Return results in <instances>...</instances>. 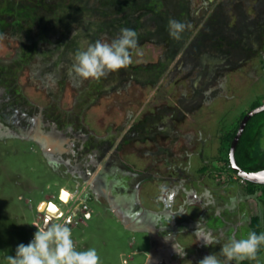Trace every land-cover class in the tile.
Listing matches in <instances>:
<instances>
[{
    "label": "rangeland",
    "instance_id": "374dc122",
    "mask_svg": "<svg viewBox=\"0 0 264 264\" xmlns=\"http://www.w3.org/2000/svg\"><path fill=\"white\" fill-rule=\"evenodd\" d=\"M1 4L18 16L0 25V91L13 96L8 112H41L43 123L27 138L26 132L4 134L0 129V264H8L6 258L15 255L17 245L29 243L43 227L42 202H54L65 212L56 223L79 210L68 224L74 247L95 248L100 264H165L157 253L170 264H198L202 252L220 251L219 245L206 248L192 236L201 218L205 226L210 217H219L209 230L221 243L233 234L240 238L253 231L251 219L264 218V203L248 197L245 183L231 177L226 163L218 159L241 117L264 104V0ZM173 18L186 25L179 40L169 35L168 21ZM125 27L134 29L139 40L129 66L100 80H84L74 73L78 50L97 40L111 41ZM6 105L0 103V124L5 125ZM254 122L258 134L264 113ZM69 125L73 131L81 129L88 142L96 138L111 143L115 166L110 174L116 177L112 181L102 176L104 163L92 175L101 178L95 190L102 198L82 196L89 192V183L65 166L68 155L60 150L70 149L63 142L71 137L66 134ZM12 126L9 121L7 127L16 128ZM52 128L64 137L49 135ZM254 153L264 159V128ZM203 167H208L204 173ZM223 168L224 174L215 172ZM116 180L118 185L112 183ZM110 186L119 195L128 193L146 218L153 213L161 220L181 207L189 214L173 218L176 231L164 219L165 228L157 234L161 240L155 237L152 243L150 233L141 229L151 226L130 230L113 213L103 199ZM62 189L73 193L68 203L61 200ZM185 191L195 192L199 200H187ZM208 199L213 203L204 207ZM169 233L173 240L165 239ZM175 242L185 249V257L176 254ZM256 264H264V253Z\"/></svg>",
    "mask_w": 264,
    "mask_h": 264
},
{
    "label": "clouds",
    "instance_id": "9594fccd",
    "mask_svg": "<svg viewBox=\"0 0 264 264\" xmlns=\"http://www.w3.org/2000/svg\"><path fill=\"white\" fill-rule=\"evenodd\" d=\"M185 28L186 25L179 20L173 18L168 21L169 35L176 40L181 39ZM138 45V33L132 28H122L115 39L97 40L89 43L86 48L78 50L74 58L73 71L81 79L100 80L110 73L119 72L129 66L132 63V51L137 50ZM82 196L88 197V192ZM205 196L210 197V193L206 192ZM211 203L213 200L208 199L204 207ZM233 206H235V200H233ZM182 214L189 213L181 207L178 212H167L164 219L170 223L175 216ZM149 215L153 216L152 224L155 228L160 217L154 214ZM202 219L197 221L196 230L192 236L195 237L196 242H202L203 247L219 245L220 251L204 256L198 264H232L233 261L235 264H242L243 261L257 259L259 249L264 246V232L258 234L250 231L246 237L240 238L233 234L227 238V242L221 243L218 236L202 225ZM35 226L39 227V224ZM165 239L173 240L174 237L169 233ZM173 249L182 258L187 255L185 249L176 242L173 244ZM221 256L224 257L223 260L219 258ZM6 259L8 264H100L95 248L76 250L67 221L45 222L42 228H37L29 243L18 244L15 255H9Z\"/></svg>",
    "mask_w": 264,
    "mask_h": 264
},
{
    "label": "flooded vegetation",
    "instance_id": "af4514ba",
    "mask_svg": "<svg viewBox=\"0 0 264 264\" xmlns=\"http://www.w3.org/2000/svg\"><path fill=\"white\" fill-rule=\"evenodd\" d=\"M5 94H7V93H4V89H2L0 91V103L3 102V103L8 105V106L6 105L7 108L3 114L7 117V119H8L7 122L9 123V121H10L11 124L13 123L12 127L13 128L16 127V128L15 129H10V127L8 128L7 127L8 123L5 125V124H3L4 122L2 121L0 124V129H2L3 131L5 130L4 134H10V132H13V131L22 132V133L26 132L27 136H25L24 134L23 135H24V137L27 138V137H29V134L31 132H32V134L35 133V131H33V130L41 128L42 123H43V114L41 112L38 114V116H35V114H32V113L30 114L29 112L25 113L23 115L20 113L21 111L18 109V113L16 115H13L12 113L8 112L9 110L12 109L11 100H12L13 96L10 95V97H6ZM19 115H22V117L18 118L17 121L13 122L14 121L13 119ZM22 121H24L23 122V123H25L24 125H23ZM28 127H30L31 129H29ZM2 130H0V131H2ZM53 130H55V131H53ZM134 132H136V131H134ZM53 133L56 134V136L59 138L64 137V135H61L55 128H52L51 133L49 135L54 137ZM66 134L71 135V137H64L63 142L64 143L67 142L70 149H68V150H62L61 149L62 151L60 150V153L65 152V154L68 155L67 161H65L66 168L67 167L70 168L72 166L73 173L77 174V176L79 178H81L84 181V183H87V182H89L90 179H92V175L94 173H96V169L98 168L100 163L101 164L104 163V168L102 169V176L103 175L104 176L106 175V177L110 176V179L113 181V178L116 177V174H113L112 172L110 174V169L113 166H115L114 164L112 166L113 155L111 154V143L109 141H103V142L99 143V142H97L96 138H90V140L88 142L89 138L88 139L86 138L87 135H85L81 129L73 131V125H69L67 127ZM33 139H34V142H36L37 144L41 143L40 140H36L37 138H33ZM90 159H91V161H89ZM117 169L120 170L119 168H117ZM249 171H257L258 172V171H264V169L263 170H249ZM234 178L236 180H238V178H240V177L236 174V176H234ZM95 181L97 183H101V178L96 176ZM116 181H114L112 183L113 184L117 183V185H118V181L117 182ZM241 181H242V183H245V185H247V183L250 182L247 180H241ZM250 183H252V182H250ZM256 185H259V184H256ZM261 186H264V185H261ZM90 188L92 190V193L95 194V196L102 198V197H100L99 192H97L91 186H90ZM115 188L113 189V187L110 186L109 187L110 191H108V193H106V194H103V196H104L103 199L107 202L108 206L111 208L113 213L118 217V219H120L122 222L125 221L128 224H132L135 227L137 226L139 228L142 226H146V225L151 226L152 228H150L148 230L151 234V239L153 238L152 243H153L155 237L160 242L161 239H159V236H157V234H158L159 230L165 228L164 225L166 223L163 222L164 219L161 218L159 223L156 224L155 228H154V226L152 224V217L153 216L149 215V217H151V218H146V216L142 212L141 206L138 205L135 200L130 201V199L127 198V197H129V196H126V195H128V193L127 194L124 193L123 196L119 195L115 191L117 188L116 189ZM118 193H120V192H118ZM185 194L187 196V200H190L191 198L199 200V195H197L195 192L190 194L188 191H185ZM248 197L256 198V197H252V196H248ZM257 199L259 200V198H257ZM132 202H133V204H132ZM135 204H136V208H133V206H135ZM262 204H263V202H262ZM116 211H118V213H120L122 215V217H120ZM151 214H153V213H151ZM159 216H160V214H159ZM161 216L163 217V215H161ZM217 218H219V217H217L215 215V216H212L209 219H207L208 222L205 223V227L209 230V228H210L209 225H211L213 222L218 223ZM252 219H251V223H252ZM68 220H69V218H68ZM68 220H67V222H68ZM73 220H74V217H73ZM174 220H176V219L174 218ZM68 224H69V222H68ZM174 225L175 224H173V223H170V224L167 223L166 226L171 227L170 230L173 231V230H175V227H173ZM185 225H187V223ZM170 253L171 252L168 251L169 255H170ZM205 253H206L205 251L202 252L201 256L202 257L206 256ZM158 255H159V257H157V258L162 260V263L170 264L169 259L167 257L163 256L164 254L157 253V256ZM158 262L159 261L156 260L155 263L149 262L148 264H157ZM171 264H179V263H178V261H175V262L172 261Z\"/></svg>",
    "mask_w": 264,
    "mask_h": 264
},
{
    "label": "trees",
    "instance_id": "16d2710c",
    "mask_svg": "<svg viewBox=\"0 0 264 264\" xmlns=\"http://www.w3.org/2000/svg\"><path fill=\"white\" fill-rule=\"evenodd\" d=\"M42 2H45V1H42ZM17 16L18 14L14 12L13 9L11 10L8 6H6V4L0 5V25L1 24L7 25V19H6L7 17H9L10 19L11 18L17 19ZM263 105H257L255 108L261 107ZM261 113H264V111ZM258 114H256L248 122L244 130V133L239 141L237 149H236V154H235L236 162L238 166L244 170H263L264 169V159L260 158L259 156L254 155L256 144L259 140L262 129L264 128V123H263L261 126L260 125L258 126L259 131L256 129L258 131V134L254 133L253 131L254 129L253 127L257 124L256 122H254V120L258 116ZM245 116L246 115L244 114L241 117V120L237 128L234 129L233 132L226 137L227 138L226 142L224 141L222 149H221V156L218 159L219 161H223L224 163H226L227 169L226 168L225 169L231 177L236 176V173L232 169L231 162H230L231 146H232L233 140L235 139L239 131L241 121H243ZM225 143H228V144L226 145ZM225 169L224 168L221 170L215 169L216 170L215 172H217L218 175H222L224 174ZM207 170H208V167H203V169H201V172L204 173ZM238 180L241 181L243 179L238 178ZM245 190L248 196L259 198V201L261 203L262 202L264 203V186L256 185L254 183L249 182L247 183V185H245ZM263 225H264V218H262V216L259 215L252 219L251 228L253 231L257 232L258 234L263 232V228H262ZM263 253H264V246H261V248L259 249L257 253V259L255 261L246 260V261H243L242 264H256L257 260L262 256ZM233 264H235V262Z\"/></svg>",
    "mask_w": 264,
    "mask_h": 264
},
{
    "label": "water",
    "instance_id": "95a60500",
    "mask_svg": "<svg viewBox=\"0 0 264 264\" xmlns=\"http://www.w3.org/2000/svg\"><path fill=\"white\" fill-rule=\"evenodd\" d=\"M263 111H264V105L253 110V111H251L249 114H247L244 117V119L240 125L239 131H238L235 139L232 142L231 151H230V162H231V166H232V169L234 170V172L243 180H247V181H250L252 183L259 184V185H264V171H258L257 172V171L244 170V169L240 168L236 162L235 154H236V149H237V146L239 144V141H240V139L244 133V130H245L248 122L256 114L261 113ZM64 194H66L68 196L67 200L64 198ZM70 199H71V193L65 189H62V192H61L62 202L68 203L70 201ZM44 205H46V207L42 210V207ZM41 206L42 207H40V212L44 215L43 226L45 225V222H48V223L55 222L56 223L57 220L65 217V212H63L60 209V207L57 206L54 202H49V203L43 202V204ZM51 207H54L55 212H56L55 214L50 212ZM116 212L118 213V211H116ZM118 215L121 217L120 213H118ZM72 221H73V216H70L68 222L71 223Z\"/></svg>",
    "mask_w": 264,
    "mask_h": 264
},
{
    "label": "crops",
    "instance_id": "0c3cea01",
    "mask_svg": "<svg viewBox=\"0 0 264 264\" xmlns=\"http://www.w3.org/2000/svg\"><path fill=\"white\" fill-rule=\"evenodd\" d=\"M89 184H88V187H89V194H88V197L90 196V193H92V190H91V188H90V186L92 187V188H96V185H97V182L95 181V179H91V180H89V182H88ZM67 190V189H66ZM68 192H70L69 190H67ZM71 193V199H72V192H70ZM43 203V202H42ZM41 203V204H42ZM79 210H76V211H74V213H72L71 214V216H73V217H75V215L77 214V212H78ZM89 215L88 216H91V214L90 213H88ZM121 217H122V215H121ZM69 221V220H68ZM73 222V221H72ZM124 223V225L128 228V229H130V230H133V229H139V227H135L134 225H132V224H128L127 222H123ZM141 229H143V230H145L146 232H149V230L148 229H144V228H141ZM150 233V232H149ZM151 235V234H150ZM152 240H153V238H152Z\"/></svg>",
    "mask_w": 264,
    "mask_h": 264
},
{
    "label": "bare ground",
    "instance_id": "6f19581e",
    "mask_svg": "<svg viewBox=\"0 0 264 264\" xmlns=\"http://www.w3.org/2000/svg\"><path fill=\"white\" fill-rule=\"evenodd\" d=\"M65 190H66V189H65ZM64 198L67 200V199H68V196H67L66 194H64ZM42 204H43V203H42ZM42 204H41V205H42ZM40 207H42V206H40ZM45 207H46V205H44V206L42 207V210H43ZM50 212H51V213H54V214L56 213L54 207H51Z\"/></svg>",
    "mask_w": 264,
    "mask_h": 264
},
{
    "label": "built area",
    "instance_id": "2783aa9c",
    "mask_svg": "<svg viewBox=\"0 0 264 264\" xmlns=\"http://www.w3.org/2000/svg\"><path fill=\"white\" fill-rule=\"evenodd\" d=\"M87 208H88V207L85 205V206H84V210H87ZM36 225H37V224H36Z\"/></svg>",
    "mask_w": 264,
    "mask_h": 264
}]
</instances>
